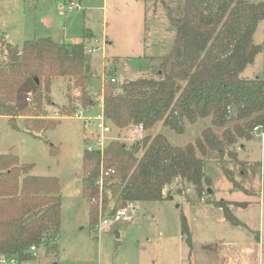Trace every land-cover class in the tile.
Wrapping results in <instances>:
<instances>
[{"label":"trees","instance_id":"obj_1","mask_svg":"<svg viewBox=\"0 0 264 264\" xmlns=\"http://www.w3.org/2000/svg\"><path fill=\"white\" fill-rule=\"evenodd\" d=\"M181 7L173 45L159 63L157 76L103 81L102 112L112 125L111 138L102 150L84 148L80 178L91 228L99 216L96 180L102 165L107 172L101 198L104 211L113 212L128 200L169 198L170 184L179 179L192 183L198 192L206 191L210 178L205 162H240V143L254 136L255 126L264 128V79L242 76L264 47L253 41L264 19V3L183 0ZM89 68L84 41L60 42L44 36L19 46L2 38L0 116L16 128V119L22 117L24 131L35 136L54 127L59 118L45 116L44 109V103L53 104L52 82L68 81L66 103L58 116H70L78 106L94 103L87 91ZM202 119L205 126L184 145L172 143L165 133H184L187 125ZM130 124H142L144 134L128 144L119 134ZM158 124L160 129L153 133ZM50 151L57 147L50 144ZM32 167L12 152L0 153V255L18 261L34 257L31 246L55 243L60 232L58 179L33 175ZM222 170L234 180L226 165ZM216 206L230 222L244 225L230 210ZM181 234L190 243L185 216Z\"/></svg>","mask_w":264,"mask_h":264},{"label":"rangeland","instance_id":"obj_2","mask_svg":"<svg viewBox=\"0 0 264 264\" xmlns=\"http://www.w3.org/2000/svg\"><path fill=\"white\" fill-rule=\"evenodd\" d=\"M72 1L78 7L69 10V0H0V41L3 38L21 46L25 40L50 36L60 42L84 41L85 46H96L87 53V90L94 103L81 107L83 116H94L102 111L104 80L115 77V83H120L158 75L159 63L173 45L174 24L183 0ZM253 41L264 43V19ZM242 76L264 79V47L245 66ZM67 83L63 78L52 82L53 104L44 103L45 116L59 121L37 136L24 131L23 119H16V128L0 116V153L12 152L22 162L32 163L33 175L56 176L62 202L55 243L31 250L33 258L6 259L0 264H264V139L254 134L240 143V164L207 160L204 169L210 186L206 191L198 192L192 183L174 180L169 198L135 201L134 221L96 230L89 223V202L81 194L80 178L84 148L94 144L97 130L85 129L76 115L58 116L66 103ZM205 123L202 119L187 125L184 133H165L172 143L184 145L194 140ZM159 129L158 124L152 132ZM119 139L128 144L134 141L128 129L120 132ZM50 144L57 147L56 152L50 151ZM223 165L230 169L233 181L224 174ZM226 200L239 202H230L231 212L244 225L230 222L222 207L216 206L229 210ZM182 216L189 227L190 243L181 234ZM232 238L234 247L244 244L243 249H250L249 259L240 263L222 260L225 243ZM204 243L209 251H203Z\"/></svg>","mask_w":264,"mask_h":264},{"label":"built area","instance_id":"obj_3","mask_svg":"<svg viewBox=\"0 0 264 264\" xmlns=\"http://www.w3.org/2000/svg\"><path fill=\"white\" fill-rule=\"evenodd\" d=\"M78 5L77 3L73 2L72 0H69V3L67 5V8L69 10H72L74 8H77ZM96 46H85V50L88 53L91 51V49H95ZM110 80L114 81L115 77H110ZM28 100V98H26ZM82 106H78L75 111L73 112V115H76L82 119L83 127L85 129L89 127H95L97 130V135L95 137V141L93 145H89L86 147L88 150H93V149H100L102 150L106 142L111 138V133H112V125L105 119L103 112H98L94 116H83L82 115ZM83 108V107H82ZM128 130L133 134L134 140L135 139H140L143 135L144 129L142 124H130L128 125ZM253 131L255 134L259 135L262 140L264 139V128L262 126L257 125L253 128ZM103 165L100 168L99 176L96 180V185L99 188V216H98V221L94 225V229L100 230L104 227H107L109 225L116 224L118 222L124 221V222H131L136 219L135 216V201L133 200H128L126 201L123 205L115 209L113 212H108L104 211L101 209V198H102V193L104 191V176L107 173L102 169ZM166 187V185H165ZM203 199V198H202ZM35 247L31 246L30 250H34ZM6 259H10L11 262L14 261V257H4L1 259V262L4 263L6 262Z\"/></svg>","mask_w":264,"mask_h":264},{"label":"crops","instance_id":"obj_4","mask_svg":"<svg viewBox=\"0 0 264 264\" xmlns=\"http://www.w3.org/2000/svg\"><path fill=\"white\" fill-rule=\"evenodd\" d=\"M132 2H137V0H131ZM104 2H107V0H104ZM88 35H90V33H88ZM90 37H91V35H90ZM89 37V38H90ZM93 46V45H92ZM88 87V86H87ZM88 91V90H87ZM89 93V92H88ZM101 101H102V95H101ZM19 118H21L22 119V117H19ZM242 145V144H241ZM241 147H243V145L241 146ZM238 155H239V153H238ZM239 159H240V157H239ZM21 161V160H20ZM22 162V161H21ZM241 162H239V164H240ZM204 171H205V169H204ZM239 188H241V186H238ZM242 189H244V188H242ZM226 201H228L229 202V210H230V212H231V205H230V202L231 203H234V204H238L239 202L238 201H235V200H226ZM222 212H223V209H222ZM232 213V212H231ZM223 214H224V212H223ZM225 216V215H224ZM242 222V221H241ZM242 223H244V222H242ZM245 224V223H244ZM258 238H259V235H258ZM260 244H261V242H259ZM225 245H226V248H225V250H224V252H223V254H222V260H226V258H228L229 260H231V261H233L234 262V259L235 260H238L239 262L238 263H240L241 261H245V260H247V259H249V248H245V249H243V246H244V244L242 245V247L241 248H237V247H234L235 245H234V238H232V239H229L226 243H225ZM204 246H205V248H202L203 249V251L205 250H207V251H209V245L208 244H206V243H204ZM36 249V248H35ZM34 249V250H35ZM33 250V251H34ZM202 254V253H201ZM246 255V256H245ZM1 256V259L2 258H4L5 256H3V255H0ZM1 259H0V262H1ZM2 263V262H1Z\"/></svg>","mask_w":264,"mask_h":264},{"label":"water","instance_id":"obj_5","mask_svg":"<svg viewBox=\"0 0 264 264\" xmlns=\"http://www.w3.org/2000/svg\"><path fill=\"white\" fill-rule=\"evenodd\" d=\"M115 235H116V237H118V236H119V233H118V231H115Z\"/></svg>","mask_w":264,"mask_h":264}]
</instances>
